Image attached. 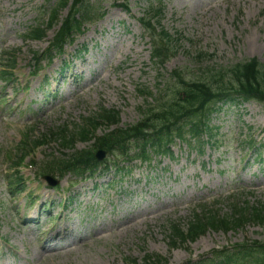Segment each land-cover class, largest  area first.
<instances>
[{"label": "rangeland", "instance_id": "rangeland-1", "mask_svg": "<svg viewBox=\"0 0 264 264\" xmlns=\"http://www.w3.org/2000/svg\"><path fill=\"white\" fill-rule=\"evenodd\" d=\"M156 1L90 0L103 18L96 16L57 54L49 49L68 9L44 40L30 41L27 31L45 20V9L56 0H0V60L4 54L16 55L14 63H5L15 65L5 78L0 66V264H143L146 254L184 264L228 245L264 243V226L254 223L228 233L209 231L177 249L171 248L169 231L172 223L185 228L194 213L229 217L239 208L264 206V104L259 102L217 110L210 125L218 129L220 142L202 153L199 147L176 142L172 157L151 155L149 163L130 164L123 177L107 167L101 171L103 180L81 182L75 175L60 180L57 172L49 175L56 181L53 186L41 176L45 163L67 160L70 153L50 133L64 127L74 132L102 109L119 112L120 127L134 125L139 108L170 99L175 90L170 74L175 71L192 79L208 68H229L251 59L264 65V0H161L166 8L162 27L174 42L179 34L184 37L178 53L140 23ZM154 45L169 54L165 70L151 63ZM195 53H203L202 63ZM83 61L85 74V63L90 67L86 78L71 88L74 79L64 76L79 71L60 74L59 69ZM47 77L48 84L43 83ZM52 78L59 79L55 83ZM89 78L94 79L90 88L67 96ZM140 85L154 99L140 96ZM104 132L100 128L97 135ZM76 149L93 147L79 141ZM118 162L106 156L100 163ZM129 221L133 224L126 230H118ZM37 223L44 227L41 231ZM66 227H74V238L84 242L70 254L50 255L47 248L57 242L43 240L52 229Z\"/></svg>", "mask_w": 264, "mask_h": 264}, {"label": "trees", "instance_id": "trees-1", "mask_svg": "<svg viewBox=\"0 0 264 264\" xmlns=\"http://www.w3.org/2000/svg\"><path fill=\"white\" fill-rule=\"evenodd\" d=\"M89 0H74L68 18L63 21L62 27L56 35L55 49L62 48L71 37L81 28L93 21V10L88 7ZM157 8L150 7L141 23L146 30L158 32L162 42L167 46L178 50V44L182 37L176 39V48L173 46L172 36L162 27L164 5L158 1ZM69 0H58L56 7L50 9L45 30L34 28L30 31V37L41 40L54 25L58 24L60 12L68 8ZM164 47L153 48V61L155 65L164 66ZM171 51V50H170ZM196 57L203 59L202 54ZM174 80L175 90L169 100L164 97L156 101V105L147 109L140 108V120L135 125L127 128H115L119 125V113L111 110H102L95 117L86 121L87 126L73 134L66 130L59 137L64 146L73 147L76 139L80 141L95 140V144L108 154L121 153L124 157L131 154L130 146H134L139 158L148 161L154 153L159 156L172 154L175 142H183L190 146L204 147V143L214 145L217 141L211 136V116L216 112V106L232 101L256 100L264 103V67L257 60H249L229 68H208L205 76L188 79L183 72H174L170 75ZM138 93L145 98H153V93L139 86ZM162 92L160 93V96ZM105 127L108 132L102 137L95 134L100 127ZM208 138L205 141L204 138ZM202 143V144H201ZM96 164L94 153L81 152L73 156L69 167L86 168ZM248 223L264 226V206L239 208L231 217H221L217 214L195 215L186 228L180 225H171L170 238L172 247L195 243L208 231L237 230ZM214 259H205L197 264H264V243L247 242L235 246L232 251L227 249ZM145 264H168V261L160 256L147 255ZM193 264V263H188Z\"/></svg>", "mask_w": 264, "mask_h": 264}, {"label": "bare ground", "instance_id": "bare-ground-1", "mask_svg": "<svg viewBox=\"0 0 264 264\" xmlns=\"http://www.w3.org/2000/svg\"><path fill=\"white\" fill-rule=\"evenodd\" d=\"M113 16L114 18H117L116 15H111ZM110 19V17H109ZM99 47V45H98ZM106 47L108 48H112V46L110 44H107ZM84 61L81 62V63H78L77 65L74 64V63H71L70 64V68L71 70L73 71H76L78 70L79 71V74H75L77 77L74 78L73 80V84L71 86V88H75V85L77 83L78 80L80 81H84V78H86V75H87V71L90 67H88V64L85 63V69H86V74L84 71H82V65H83ZM99 72V71H98ZM78 73V72H77ZM94 75L97 76V69H95L93 71ZM64 76V75H63ZM64 77H69V76H64ZM63 77V78H64ZM83 77V78H82ZM67 79V78H66ZM94 82V79L92 78H89L85 84V86H82L80 89H78L79 91H77L78 93L79 92H83V91H86V89L90 88L92 86ZM4 93H7L8 94V90L5 89L4 90ZM17 97H13V99H16ZM46 197H48L49 195L47 194V192L44 193ZM146 216V214H144ZM140 217L139 214L137 216H133L131 220H133L132 222L134 223L135 220ZM131 223L130 221L129 222H124V223H120L117 228L118 230H126L129 226L127 224H133ZM25 225H23L24 227ZM38 226V230L41 231L44 227L41 226L39 223L37 224ZM73 231H74V227H72L71 229L69 227H66L64 229V231H58L56 230V228L52 229L51 232H50V237L48 240H43L44 242H57V245L54 246L53 250H49L51 253L50 255H53V256H64V255H67V254H70L71 251L73 250V247H76V246H79V242H77V239L74 238L73 239V242L72 243H69V241L71 240L72 238V235H73ZM97 232H102V230L98 229ZM100 234V233H99ZM80 241L84 242V239H81ZM42 250H45L44 248H42Z\"/></svg>", "mask_w": 264, "mask_h": 264}]
</instances>
